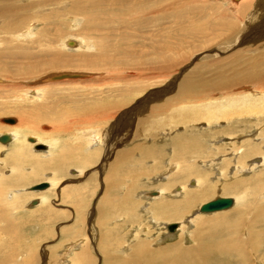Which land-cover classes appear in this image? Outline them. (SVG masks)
<instances>
[{"label": "rangeland", "instance_id": "1", "mask_svg": "<svg viewBox=\"0 0 264 264\" xmlns=\"http://www.w3.org/2000/svg\"><path fill=\"white\" fill-rule=\"evenodd\" d=\"M0 1L18 5V16H27V19L20 22L22 25L18 22L16 33L3 32V25L11 23L12 19L7 17L6 21L0 17V48L8 44L19 46L25 42L29 43L30 39H35L37 32L40 34L42 29L49 30V34L56 35L55 39L58 40L55 50L64 59L71 61L67 65L68 68H43L32 75L16 79L11 78L13 74L9 71L13 68L11 69L10 65L14 61L25 62L26 59L13 57L12 60L6 56L0 58V62L7 65L8 72L0 75V136L14 135V139L7 143L9 145L0 143V264H139L137 247L140 242H146L151 249L172 245L179 241L177 235L180 226V233L185 232L189 236L183 241V247L192 246V231L196 232L200 228L205 232V229H223L222 224L214 226L216 222L209 224L205 221L230 213L234 209L244 210L245 205H248L249 210L243 218L242 229L239 230L242 235L240 241H250L249 224L252 225L253 232L262 230L263 226L259 225V222L252 224V216L256 210L255 203L258 202L264 207V165L257 166L264 154V114L256 113V116L252 115V119L243 109H229L224 111L226 114L223 116L215 107L222 111L229 98L248 97L256 102L258 97L264 96V82L243 85L235 90L209 92L200 102L197 99L192 100L193 102L185 100L182 104L167 108L163 113H154L152 110L161 108L167 101L172 100L185 78L202 80L199 77L202 76L204 79L216 81L220 78L214 77L221 70L224 72V78L231 79L237 65L243 64L245 67L248 61L251 62L260 53H264V0H176V7L181 10L179 12H187L186 27L190 30L213 21L212 18L218 19L222 29L224 27L220 24L225 22L232 27L227 25V32L226 29H221V37L215 43L203 45V41L199 40L198 44L185 42L178 45L184 52V59L175 60L169 69L152 71L150 75L149 72L141 73L135 69L140 67L136 54L115 56V60L118 57L124 58L129 67L114 63L107 70L80 68V55L89 52L96 54L95 49L93 51L88 47L99 39L100 33L95 32L88 39H83L79 33L81 25H77V19L80 20V17H76V20L66 16L56 19V15H53L56 23L50 19L55 11L67 10L72 0ZM246 2L247 9L241 13L239 9L238 12L237 7L245 5ZM165 3L167 5L165 0L161 3L162 8ZM55 24L58 25L57 31L52 29ZM166 24L169 28L171 21ZM153 26L159 31L164 28L165 23L156 21ZM131 29L126 32L133 33ZM4 39L8 41L3 42ZM68 40H75L77 43L82 41V46L65 48L63 42ZM132 43L137 51L139 47L144 51L145 47L149 49L147 39L141 44L139 41ZM202 46L204 47L201 49ZM174 56L178 58L180 54ZM122 61L125 64V61ZM66 71L90 74L92 78L88 76L85 79L50 83L46 86L40 80ZM35 82L38 83L34 84ZM199 97L202 98V94ZM120 100L123 101L119 107L110 108L111 104ZM44 101L48 114L46 120L36 121L33 116L26 126L19 128L21 116L15 109H24L28 114L35 110L34 104ZM263 101L259 99L255 104L261 103L258 108H262L264 112ZM199 104H211L210 110L218 119L211 120L210 123L205 119L186 124L171 118L175 117L174 113L178 115V109L182 110L181 107H186V110L191 107L193 111ZM8 117L14 118L16 123L9 125L1 122L2 118ZM25 119L27 120V115ZM190 137L202 138L200 151L192 147L189 153L183 154L181 162L179 155L173 156V142ZM29 139H34L35 142L32 143ZM40 144L45 147L44 150L35 148L41 146ZM250 144L257 146L258 151L245 157L243 154L246 146L251 148ZM79 148H83L82 152L87 150L94 153V160L82 163ZM148 149L158 150L160 153L143 158L142 150ZM45 150L46 153L43 152ZM48 155L54 158L53 164L43 168L35 165L37 158L47 160ZM146 156L144 154V157ZM175 163L178 164L176 169L169 168L175 166ZM54 165L57 167L54 168ZM239 167H242V170ZM201 174L205 175L207 182L214 187L207 200H199L180 219L170 222L154 221L152 208L162 201L176 203L180 200V195L196 190L193 184L196 182L198 185L197 179L203 181ZM50 179L57 181L53 188L50 186L46 190H30L32 186L50 182ZM235 181L244 182L238 188L245 195L243 201L222 212L199 213L202 204L216 197L232 198L234 202L236 194L223 195L221 188ZM183 184L182 194H174L177 187H182ZM162 185L168 187L166 193H160ZM256 187L258 200L254 202L251 193L253 194ZM155 193L158 196L151 195ZM249 196L253 198L251 203ZM35 200L39 204L31 205ZM233 218L235 219V216ZM202 219L204 226L199 228L200 224L197 225L196 222ZM174 223L181 224L178 225L175 236V232L171 234L167 231V225ZM164 235L169 238L165 239ZM260 240L262 241L261 238ZM251 242L257 246L256 239ZM134 249L138 251H133ZM244 249L245 252L240 253L247 257V260L243 258L245 264H264V248L254 252L253 246L250 245ZM215 262L216 260L211 258L204 264Z\"/></svg>", "mask_w": 264, "mask_h": 264}, {"label": "bare ground", "instance_id": "2", "mask_svg": "<svg viewBox=\"0 0 264 264\" xmlns=\"http://www.w3.org/2000/svg\"><path fill=\"white\" fill-rule=\"evenodd\" d=\"M153 1H155V0H72L71 2H69V8L67 10L55 11V13H52V16H50V19L55 21V23H56L57 22L56 19H58L59 17H65L66 16V17L72 18L74 20L77 19L76 17H80L81 18L80 20L77 19V23H78L77 25H81L79 33L82 34L81 37L83 39H88L91 35H94L95 32L100 33L99 39L92 42L91 43L92 46L88 47V49H92L93 51L95 49L96 54L95 55L89 54L90 53L89 52L88 54L80 55V57H81V60H80V62H81L80 66L81 67L80 68L86 69L89 67L90 69H95V70H99V69H106L107 70L108 67L113 66L114 63L120 64V65L123 64L124 66L129 67L128 63L126 62V60L124 58L122 59L121 57L120 58L118 57L115 60V56H119V55L122 56L125 54H129V55L136 54L137 59H138L137 63L140 67L139 68L135 67V69L140 70L141 73L149 72V75L151 74L152 71H160V70L169 69L171 67L172 63L175 62V60L176 61H180V60L182 61L184 59V55H183L184 52H183L182 48L179 47L178 45L183 44L185 42H190V43L192 42V43L198 44L199 40L203 41V45H207L209 43H215L221 37V34H222L221 32H223L225 29L227 32V30H229V27H232L229 23L225 22L224 24H220L221 26L223 25V27H224L223 28L224 30H223L219 26V23L217 21L218 19L212 18L213 21H210L209 23L205 22L204 25H201L200 27H198L196 29L190 30L189 27H186V22L188 19V17L186 16L187 12H185V10L183 12H179L181 10L179 7H176L177 6L176 0H165L167 2V5L165 3L163 8L161 7V3L164 0H157L159 2H157V1L153 2ZM196 1L197 0H193V2H196ZM245 1H250V0H245ZM8 3H3L2 1H0V9H1L0 17L3 20L4 19L6 20L7 17L12 19L11 23L7 22L3 25L2 31L6 32V33L7 32L16 33L17 32L16 26L18 27V25H17L18 22H19V24H21L20 22H22V20H24V19H27V16L26 15L18 16L19 15L18 14L19 7L17 8L18 5L16 6V5H13L12 3H9V4ZM23 5H24V3H23ZM247 7H248V2H246L245 5H241V6L237 7L238 12H239V9H240V13L245 11L247 9ZM15 8H16V10H15ZM25 8L23 7V9H25ZM175 10H176V12H175ZM198 13H199V11H198ZM53 15H56L55 20L53 19ZM153 15L155 17H153ZM200 15H201V13H200ZM204 15H202V16H204ZM208 16H210V15H208ZM199 18H198V20H200ZM205 19H206V17H205ZM82 20H84L83 23H82ZM156 21H163L165 23L164 28L160 29L159 31L157 30V28L155 30L153 23L154 22L156 23ZM167 21H171V24H169L170 25L169 28L166 27ZM195 22H197V21H195ZM129 28H132L130 31H133V33L132 32H126ZM52 29L57 31L58 25L55 24ZM221 29L223 31H220ZM255 31H252V33H254ZM55 36H54V34L50 35L49 30H43L42 29L40 31V34H39V32H37L35 39H33V40L30 39L31 41L29 43L25 42V44H23V45L20 44L19 46L18 45L10 46L8 44L10 42H8V43H6V44H8L7 46L0 48V58L2 56H6L7 59H12V60H13V57L26 59L25 62L14 61L12 63V65H10V68L11 69L13 68L12 70L9 71V73L13 74L11 76V78L16 77V79H18L21 77H25L27 75H32V74L42 70L43 68L47 69V70H61L63 67L68 68L67 65H69L71 63V61L64 59L61 56V54L55 50V44L58 42V40L55 39ZM146 39L149 41V44L147 46L149 49H147L145 47L146 51H144V49H141V47H139V49L137 51V50H135V47L132 46L133 43L131 44V42H133V41H135V42L139 41V44H141ZM5 41H8V39L3 40V42H5ZM68 42L74 43V45L69 46ZM78 43H79V45H78ZM78 43L75 40H73V41L68 40V41L63 42V46L65 48L71 47V49L75 48L76 46H78V47L82 46L81 45L82 41H79ZM203 47L204 46H202L200 48L202 49ZM179 54H180V56H178V58H175L174 55H179ZM47 57H48V60H46ZM122 60L125 61V64L123 63ZM76 62L78 63L77 60H76ZM241 65H243V64H241ZM241 65H237L235 67L236 69L233 70V72H232L233 75L231 76L232 77L231 79L224 78V72L221 70L218 71L217 72L218 74L216 73L217 76L214 77V78H218V79L220 78L219 80H216V81L204 79V78H202V76H199V77H201L202 80H200L199 78H197V80H195V79H192V77L185 78L182 81V83L179 87V90L177 91L176 95H174L172 100L167 101L165 103V105L162 106L161 108H154L152 110V112L154 111V113L155 112L156 113H163L167 108H170L171 106H175L176 104H182V102H184L185 100H188L187 102H191L192 100L195 101L197 99V101L200 102L201 100H203L204 95L208 94L209 92L231 90V89L235 90L236 88L237 89L241 88V86H243V85H252L253 83L259 84V83L264 82V53H260L259 56L253 58L251 60V62L248 61V64H246L245 67H244V65L243 66H241ZM242 67H244V68H242ZM125 71H127V70H125ZM3 72L8 73L7 72V65L6 64L3 65V63L0 62V75L1 76H2ZM63 73L80 74L83 77L79 78V79H85L88 76H89L88 78L91 77L90 74H86V73L66 71V72H58V73L52 74L50 76L43 77L40 80H42V82H44L43 85H45V86H46V84H50V83H58V82H64V81L78 80V79H67V80H61V81H55V82L46 81V79L51 77V76L59 75V74H63ZM137 73H138V71H137ZM125 75H127V74H125ZM3 77H5V76H3ZM137 79H138V77H137ZM38 82H35L34 84H36ZM126 90H128V89H126ZM37 92L38 91H36V93ZM36 93H34V94H36ZM201 94H202V98L199 97ZM261 95H263V94H261ZM258 98L264 100V96L263 97L261 96ZM234 99L233 98L227 99L226 105L224 106L222 111H220V108H218V107H215V109L219 113L220 112L223 113V116L226 114L224 111H227L229 109L231 111H235V109H239V110L243 109V111L248 112V115L251 116L252 119H253L252 115L256 116L257 115L256 113L262 112L264 114L262 108H258V107H260L261 103L255 104L257 101H259V99L256 100V102L253 101L251 98H248V97H245L244 99H240V98H234ZM250 99L252 101H250ZM122 101L123 100H120V101L116 102V104H111L110 108L119 107V105L122 104ZM45 105H46L45 101L41 102L39 104H36V105L34 104V106H35L34 111L35 112L32 110V112L28 113V114H27V111L24 109H19V108L15 109V112H17L21 116V122H20L19 128H22L21 126H26L28 124L29 120L33 119V116H34L35 120L38 119L40 121V119H43L45 121L46 120L45 117H46V115H48L46 112V108H44ZM211 107H212L211 104H202V105L199 104V105H197L196 110H193V111H191V107L188 110H186V107H181L182 110H179L177 108L178 111H180V112H178V115H176V113H174L175 117L172 116L171 118L172 119L175 118L179 123L180 122H186V124H191L192 122H196V120L200 121V120H205V119L207 120V123H210L211 120H217L218 119V117L214 116L212 110H210ZM49 110H51V109L49 108ZM173 110H174V108H173ZM42 112H46V114L42 113ZM183 114H185V115H183ZM26 115H27V120L25 119ZM30 115H32V118H30ZM53 120H54V118H53ZM49 121L50 120H48V122ZM49 123H51V122H49ZM13 136L11 135L10 138L14 139ZM200 139H202V138H200ZM200 139L199 138L195 139L193 137L192 138L190 137V139L177 140V142H173L174 149H175L173 152V156L179 155L180 157H178V158L180 160L181 158H183L184 153L186 155L187 153L190 152L189 149H192V147L194 149H196V150L198 149V151H200V148H199L200 142H202ZM224 139L226 140V138H224ZM32 140H34V139H32ZM41 144H42V142H41ZM229 144H231V143H229ZM7 145H9V144H7ZM42 145H44V144H42ZM246 147H247V149L243 154V156H245V157H247L248 155H251V153H254V152L257 153V151H258V149L256 148L257 146L256 147L252 146L251 148L248 146H246ZM82 149L79 148L80 159L82 160V163L86 164V163H89L90 160L91 161L94 160V158H95L94 153H90L87 150H84V152H82ZM145 150H142V153H141L143 158H147L148 156L149 157L157 156L158 153H160L158 150H153V149H148L147 151H145ZM3 152H4V150H3ZM43 152L46 153V150ZM148 152H149V154H148ZM237 152L242 153V151H237ZM45 153H43V154H45ZM144 154L147 156L144 157ZM23 156H25V155H23ZM59 156H61V154ZM49 157L47 160H45L44 158L42 160H40V159L38 160V158H37L35 161V165L43 168L45 166H49V165L53 164L54 158L53 157L49 158ZM56 157H58V156H56ZM191 157H193V156H191ZM231 157H232V154H231ZM16 159L19 160L20 158L16 157ZM233 159H235V158H233ZM243 162L245 163V161H243ZM183 164H184V162H183ZM79 165H81V164H79ZM254 165L256 166V164H254ZM262 165H264V154H263V157L261 159V163L257 166H262ZM250 166H252V165H250ZM56 167L57 166L54 165V168H56ZM176 167H178L177 163H175V166L173 165L169 168H171V169L175 168L176 169ZM242 167H239L240 170H242ZM252 167H251V169H252ZM244 168H246V167H244ZM41 171H42V169H41ZM168 171L170 172V170H168ZM219 175H222V174L219 173ZM263 175H264V173H263ZM175 176L176 175H174V177ZM201 177H202L203 181H201L200 179H197L198 185L196 184V182H194V184H193L194 186H196V188H195L196 190H193L191 192L188 191V192H185L184 194H182V191L184 190L183 189L184 184L182 185V187H177V191L175 190L176 193H174V194L181 192L180 194H182V195L179 196L180 200L176 201V203L175 202L169 203L167 201H165V202L162 201V202L158 203L157 205H155V207L152 208V211H151V212H153L152 215H154L153 216V218L155 219L154 221L160 220V221L170 222V221H173L174 219H180L183 217V215L188 213L189 209L193 205L198 203L199 200L200 201L207 200V198L210 196L211 191L214 190V187H211L209 182H207L205 175L201 174ZM57 180H59V179H57ZM49 181L50 182H46L49 184V187L54 186L57 182L55 179H50ZM202 182L204 183V185H201ZM221 183H222V180H221ZM242 183L244 184V182L236 183V181H235V183H233L231 185L228 184L226 186L224 185L221 188V193L223 195L236 194L235 195L236 200H234V202L232 204L233 207L238 202H241L245 199V195L243 194V192H241V190L238 189L242 185ZM165 184H167V183H165ZM191 186H192V184H191ZM1 189H0V191H2ZM168 190L169 189L166 185L165 186L162 185L160 187V193L161 192L166 193V191H168ZM39 191H41V190H39ZM156 193H158V192H156ZM156 193L153 196H156L157 195ZM257 194H258V190L256 187L255 190L253 191V194L251 193L252 197L255 200L254 202H257V200H258ZM155 198H157V197H155ZM249 198L251 199V200H249V202L251 203L253 201V198H251L250 196H249ZM38 204H39V202H37V204H35L33 206H36ZM255 204H256V210L254 212V215L252 216L253 217L252 218V224L255 225L259 222V225L261 224L263 227H262V230L260 232H253L252 225L249 224L248 230H249L250 241L248 243H245V242L242 243V241H240V237L242 236L240 231H241L242 226H243V218L246 216V214L248 213V210H249L248 205H245L244 210L234 209L230 213H224L221 216L214 217L210 220L208 219L207 221H205L206 223L216 222V224L214 226H219L220 224H222V226L224 227L223 229H220V230L205 229L206 230V232H205L204 230L203 231L200 230L201 229L200 227L202 225L204 226V222H203L204 220L202 219L200 221H197L196 224L197 225L200 224L199 225L200 229H198V227H197L196 229H198V230L196 232L192 231L193 234L192 233L190 234L191 242H193V244H191L192 246H189V247H183V245L185 244L183 241L185 240L186 237L189 238V236L185 232H183L182 234L180 233L181 230H180V226L178 228V225H181V224L174 223V224H176V228L173 231H170L168 229V226L173 225V224L167 225V231L169 233L174 234V232H175V234L173 236H175L177 234V232H176L177 228L179 229L178 232L179 231L180 232L177 235V239L179 241L172 244V245H168V246H165L164 248H160V249H151L146 242H140L139 246L137 247L139 249V255L138 256L140 257L139 258V260H140L139 264H204L205 262H207V259H211V258L216 260L215 264H245V261L243 258H245L247 260V257L243 256L240 252H245L244 248H246V246L247 247H249L250 245L253 246L254 252L260 251L261 249L264 248V220H263L264 219V207H262V204H260L258 202ZM220 212H222V211H220ZM214 213H216V212H214ZM210 214H213V213H210ZM234 216H235V219L233 218ZM180 234L182 236H180ZM149 235H150V232H148V236ZM164 237H165V239L169 238V236H166V235H164ZM260 238L262 239V241L260 240ZM255 239H256V245L257 246H255V243L252 245V242H251ZM254 247H255V249H254ZM135 250L138 251L137 249H134L133 251H135ZM263 262H264V258H263Z\"/></svg>", "mask_w": 264, "mask_h": 264}, {"label": "water", "instance_id": "3", "mask_svg": "<svg viewBox=\"0 0 264 264\" xmlns=\"http://www.w3.org/2000/svg\"><path fill=\"white\" fill-rule=\"evenodd\" d=\"M237 1L238 0H234ZM69 46H73L74 43L68 42ZM83 76L80 74H70V73H63V74H59V75H54L51 76L49 78L46 79V81L48 82H55V81H61V80H67V79H79L82 78ZM1 122L9 124V125H13L16 123V120L14 118H2ZM11 141V138L9 135L7 134H3L0 136V143L2 144H7ZM30 142H34V140L29 139ZM37 150H44L45 147L44 146H36L35 147ZM49 187V184L46 182L37 184L35 186H32L30 188L31 191H39V190H44L46 188ZM151 195H155V194H151ZM37 204V201H33L31 203V205H35ZM233 204V199L232 198H221V197H216L214 200L209 201L205 204H202L199 208V212L202 214H210V213H214V212H220L223 210H227L229 209ZM176 228V224L170 225L168 226V229L170 231H173Z\"/></svg>", "mask_w": 264, "mask_h": 264}]
</instances>
